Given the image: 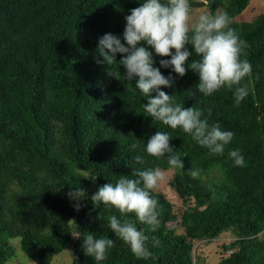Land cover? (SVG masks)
Returning <instances> with one entry per match:
<instances>
[{
  "label": "trees",
  "instance_id": "trees-1",
  "mask_svg": "<svg viewBox=\"0 0 264 264\" xmlns=\"http://www.w3.org/2000/svg\"><path fill=\"white\" fill-rule=\"evenodd\" d=\"M142 2L0 0V264L15 257L14 242L36 264H51L68 249L75 264H97L81 248L87 233L115 242L99 264H195L194 244L226 232L234 240L223 246L229 255L219 264H264V13L238 23L235 17L250 0H189L191 11H226L230 26L248 45L242 59L252 65L245 78L249 93L238 106L234 90L199 93V76L191 69L180 77L160 68L174 78L173 86L162 91L174 94L185 108L201 109L210 124L234 133L223 155H210L180 128L173 130L144 113L147 98L135 88L138 77L126 80L120 54L110 66L96 51L98 37H122L125 16ZM187 47L191 52V45ZM153 59L159 68L160 60L170 57L153 52ZM192 59L198 57L194 54L186 63ZM156 131L172 137L170 146L183 160L182 171L145 153ZM235 149L244 157L243 167L228 157ZM136 156L143 163L136 164ZM157 167L173 171L169 187L182 211L174 214L165 196L150 190L160 206L155 232L134 214L91 202L104 184ZM190 167L201 170L198 178L187 173ZM77 187L86 190L79 211L67 196ZM112 215L136 222L149 236L148 259L137 258L110 230L107 217ZM69 220L75 221L80 239L71 236L75 226ZM152 237L159 246H153Z\"/></svg>",
  "mask_w": 264,
  "mask_h": 264
},
{
  "label": "clouds",
  "instance_id": "clouds-1",
  "mask_svg": "<svg viewBox=\"0 0 264 264\" xmlns=\"http://www.w3.org/2000/svg\"><path fill=\"white\" fill-rule=\"evenodd\" d=\"M124 19L122 37L111 33L98 37V55L110 66L116 64V55H121L119 65L125 69L126 80L132 81L138 77L135 88L147 98L142 107L148 117L173 130L180 128L198 145L206 147L210 155H223L225 147L233 140L234 133L223 130L219 123L210 124L207 118H202L201 109L185 108L175 101L174 94L162 91V88L173 86L174 78L172 75L164 76L160 68H170L180 77L191 69L198 73L199 93L209 96L225 87L234 90V100L238 106L249 93L245 78L251 75L252 65L247 59H242L248 45L230 26L232 20L228 13L217 9L215 13L199 15L190 23L192 17L189 0H143ZM142 43L147 47L139 46ZM188 45H191V52ZM153 52L156 56L170 59L160 60V67L156 68L153 66ZM194 54L198 59L186 63ZM100 62L97 60V63ZM110 75L117 77L119 73L111 72ZM171 138L168 132L156 131L148 138L144 151L148 156L165 158L171 169L182 171L184 163L180 154L170 146ZM136 147V144L132 145V148ZM228 157L235 166L243 167L245 164L239 149L230 150ZM134 161L136 164L143 163L140 156H136ZM187 173L196 179L201 170L190 167ZM132 177L134 178L121 176L115 184L106 183L99 187L91 196V202L93 205H110L122 215L134 214L136 221L155 232L160 224V206L158 200L151 196L150 190L164 179L163 170L158 167L134 170ZM67 196L75 201L74 210L79 211L80 201L85 198L86 190L77 187L68 192ZM107 220L110 230L128 245L137 258L148 259L152 255L147 247L149 236L137 228L136 222L121 220L115 215L107 217ZM68 222L75 226V231L71 233L73 239H80L81 233L75 221ZM151 239L153 246H159L157 237ZM114 247L113 239L97 237L94 233H87L81 245L84 254L93 258L97 264L106 260L108 251ZM25 259L26 264H36L27 255ZM72 260L75 264L73 257Z\"/></svg>",
  "mask_w": 264,
  "mask_h": 264
},
{
  "label": "rangeland",
  "instance_id": "rangeland-1",
  "mask_svg": "<svg viewBox=\"0 0 264 264\" xmlns=\"http://www.w3.org/2000/svg\"><path fill=\"white\" fill-rule=\"evenodd\" d=\"M206 12L208 13L205 8L193 9L191 11L192 20L190 23L194 22L199 15ZM263 13L264 0H250L247 8L239 16L235 17V22H250ZM163 173L164 179L159 181L153 190L164 195L165 198L173 205V213L179 215L182 211L181 203L174 191L169 187V181L172 177L173 171L167 170L163 171ZM176 232L181 233V228L177 227ZM233 240L234 238L231 233L226 232L222 233L218 238L212 240L211 242L201 241L195 243V264H219L223 258L229 255V252L226 253L223 250V246H226ZM14 247L16 250L15 257H13L7 264H26V256L19 251L18 243L14 242ZM70 254L72 255V249L61 252L52 259L51 264H71L72 257Z\"/></svg>",
  "mask_w": 264,
  "mask_h": 264
},
{
  "label": "crops",
  "instance_id": "crops-1",
  "mask_svg": "<svg viewBox=\"0 0 264 264\" xmlns=\"http://www.w3.org/2000/svg\"><path fill=\"white\" fill-rule=\"evenodd\" d=\"M249 5V4H248ZM239 16V15H238Z\"/></svg>",
  "mask_w": 264,
  "mask_h": 264
}]
</instances>
